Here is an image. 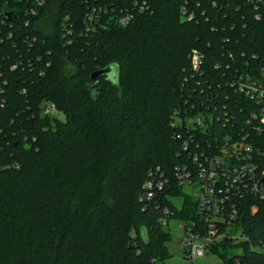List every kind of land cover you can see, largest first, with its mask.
<instances>
[{
    "label": "trees",
    "instance_id": "trees-1",
    "mask_svg": "<svg viewBox=\"0 0 264 264\" xmlns=\"http://www.w3.org/2000/svg\"><path fill=\"white\" fill-rule=\"evenodd\" d=\"M36 1L0 0V264L162 263L164 209L198 223L174 180L190 162L183 144L210 152L249 127L255 108L237 80L264 83V0H146L124 27L117 17L142 0ZM111 65L114 82L90 78ZM44 102L63 119L42 116ZM176 111L210 118L208 130L172 124ZM254 139L264 150V125ZM160 178L147 199L144 185ZM238 209L210 252L220 264H264V201Z\"/></svg>",
    "mask_w": 264,
    "mask_h": 264
},
{
    "label": "built area",
    "instance_id": "built-area-1",
    "mask_svg": "<svg viewBox=\"0 0 264 264\" xmlns=\"http://www.w3.org/2000/svg\"><path fill=\"white\" fill-rule=\"evenodd\" d=\"M259 2L261 0H255ZM44 1L37 0L36 6L42 7ZM131 9L123 10L117 17V23L124 27L129 24L136 14L148 9L147 1L141 3L134 1ZM181 13L187 19L192 18V13L181 8ZM34 15L35 11L32 10ZM91 20V18L89 17ZM191 66L198 70L200 56L197 51H191ZM237 89L243 93L254 106L250 113L249 126L246 131L238 132L234 136L223 138L220 146L203 151L197 143H184V149L192 150L189 154L190 162L174 169V180L182 190L188 189L195 202V215L198 223L183 226V260L185 264H195L198 259L210 253V246L225 237L220 227H232L237 216L238 207L247 198H257L264 201V183L260 180L264 175V169H260V156L264 150L255 146V134L259 133L264 125V83L256 80L238 79ZM40 114L45 117L63 119V115L52 103L44 102L40 107ZM183 115V116H182ZM176 111L172 117V124H180L196 132H206L209 128L210 118L200 114L184 116ZM183 117V119H182ZM185 118V119H184ZM185 120V121H184ZM256 123V125H254ZM166 180L161 178L155 182H147L144 185V193L147 199L153 198V190H160ZM254 212L255 208L252 207ZM168 209H164V215L158 220L161 227L166 228L168 223ZM203 227L202 234L201 228ZM232 238L239 239L236 236Z\"/></svg>",
    "mask_w": 264,
    "mask_h": 264
},
{
    "label": "rangeland",
    "instance_id": "rangeland-1",
    "mask_svg": "<svg viewBox=\"0 0 264 264\" xmlns=\"http://www.w3.org/2000/svg\"><path fill=\"white\" fill-rule=\"evenodd\" d=\"M53 7H54V5L47 9L46 14L43 16V19L37 24L38 28H42L44 31H49L48 30L49 28L47 29V27H48L47 26L48 25L47 19H48V14H50L51 16L54 15L55 8H53ZM69 69H70V67H67L66 73H68ZM114 75H115L114 73L109 75V78L113 82L116 80ZM184 116H187V115H184ZM182 119H183V117H182ZM183 192L185 194L190 193V191L188 189H184ZM174 204L177 207H179L180 201L178 199H176V200H174ZM182 224L183 223H182L181 219H178V218L168 219L166 230L169 233V240H168L166 246H167L169 253L171 254V257H170V259H168L162 263H155V264H185V262L182 258L183 257L182 239L184 236L183 231H182ZM38 238H39V236H38ZM57 240H58V237L53 238V241H52L53 243L51 245L52 250L54 249V246L56 245ZM41 241L44 242V239L42 238L40 240V242ZM67 247H68V242L63 244L62 250L65 251L67 249ZM52 253H53V251H52ZM118 257L119 258L116 261L113 258L114 263L117 262L118 264H120V263L121 264H127L126 259L121 254H118ZM195 264H220V259L216 254H213L211 252L210 253L207 252V253H205L204 257L201 259H198L195 262Z\"/></svg>",
    "mask_w": 264,
    "mask_h": 264
},
{
    "label": "water",
    "instance_id": "water-1",
    "mask_svg": "<svg viewBox=\"0 0 264 264\" xmlns=\"http://www.w3.org/2000/svg\"><path fill=\"white\" fill-rule=\"evenodd\" d=\"M114 73L115 75V79L117 77V69L115 66L111 65V66H107L105 67L104 69H101V70H98L96 72H94L92 75H91V79L94 80L96 79L97 77L99 76H106L107 78H109V75ZM110 79V78H109ZM111 80V79H110ZM264 183V175L262 176L261 180H260V184H263Z\"/></svg>",
    "mask_w": 264,
    "mask_h": 264
}]
</instances>
